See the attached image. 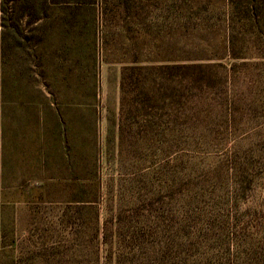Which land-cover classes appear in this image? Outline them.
<instances>
[{
	"label": "rangeland",
	"instance_id": "rangeland-1",
	"mask_svg": "<svg viewBox=\"0 0 264 264\" xmlns=\"http://www.w3.org/2000/svg\"><path fill=\"white\" fill-rule=\"evenodd\" d=\"M40 1L0 10V264H119L138 239L124 264L153 263L154 242L187 222L211 228L199 251L211 264L258 253L264 0H242L248 59L228 63L227 101L212 95L195 134L180 111L142 110L125 117L122 142V65L220 54L227 0Z\"/></svg>",
	"mask_w": 264,
	"mask_h": 264
},
{
	"label": "trees",
	"instance_id": "trees-1",
	"mask_svg": "<svg viewBox=\"0 0 264 264\" xmlns=\"http://www.w3.org/2000/svg\"><path fill=\"white\" fill-rule=\"evenodd\" d=\"M40 2L44 9L52 10L62 1L41 0ZM86 2L91 4L93 0ZM0 3L3 7L2 9L0 7V10L3 13L15 7V0H1ZM227 6L229 14L225 20L224 38L220 41V54L214 53L213 50V53L210 52L211 55L203 53V56L183 59L169 58L155 61L134 58L122 65L119 76V112L121 119L123 117V123L120 122L118 130L121 142L127 132L124 119L133 113L143 110L144 117L152 120L173 116L171 110L180 111L185 131L188 137H191L203 120L204 110L208 109L212 102L215 103L217 98L227 101L225 99L229 93V74L232 69L227 65L233 61L248 59L246 53L239 47L240 38L244 36L239 26L243 27L246 23H250L251 19L244 16L253 9L246 7L242 0H227ZM233 66L232 63L231 67ZM215 94L216 99L212 96ZM174 116L178 115L174 114ZM172 122L177 124L176 118ZM174 128L178 130V126ZM188 219L190 221V218ZM187 224L188 222L180 229H172V226L170 241L165 243L164 247L163 242H161L163 244L154 242L155 253L159 251L154 258L155 264H211L212 259H205L199 255V251L205 247V240L211 228H208L206 233H200L195 225ZM119 243L121 244V241ZM125 244L127 245H123V248L132 252L136 245L139 246L138 249H144V241L141 242L139 239ZM247 245V243H234L233 246L238 254L239 249ZM256 249L259 252L254 255L258 257L249 255L242 258L238 255L234 257V264H264V240L260 241ZM130 253L121 252L119 264H124V254ZM145 260L142 254L137 261L144 264L148 262Z\"/></svg>",
	"mask_w": 264,
	"mask_h": 264
}]
</instances>
